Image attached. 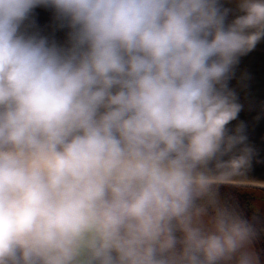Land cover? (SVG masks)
I'll return each mask as SVG.
<instances>
[{"label": "clouds", "instance_id": "obj_1", "mask_svg": "<svg viewBox=\"0 0 264 264\" xmlns=\"http://www.w3.org/2000/svg\"><path fill=\"white\" fill-rule=\"evenodd\" d=\"M36 5L62 40L22 27ZM262 38L264 0H0V264H264L220 194Z\"/></svg>", "mask_w": 264, "mask_h": 264}, {"label": "water", "instance_id": "obj_2", "mask_svg": "<svg viewBox=\"0 0 264 264\" xmlns=\"http://www.w3.org/2000/svg\"><path fill=\"white\" fill-rule=\"evenodd\" d=\"M224 4L234 8L235 0H224ZM22 27L57 40H62L67 31L51 5L34 6ZM228 86L241 105L228 127L243 126L244 144L250 150L238 177L244 183L236 186L264 190V38L238 58Z\"/></svg>", "mask_w": 264, "mask_h": 264}, {"label": "rangeland", "instance_id": "obj_3", "mask_svg": "<svg viewBox=\"0 0 264 264\" xmlns=\"http://www.w3.org/2000/svg\"><path fill=\"white\" fill-rule=\"evenodd\" d=\"M225 187V186H224ZM223 187V188H224ZM226 187H228V188H231V189H234L235 187L237 188V190H238V187H240V186H231V185H226ZM240 188H248V187H240ZM254 189H256V188H254ZM250 190V189H249ZM257 190H260V189H257ZM245 190H242V192H244ZM252 193H250L249 191H248V193H249V195L248 196H250V204H251V212L249 213V215L247 216V217H250V218H252V217H257V218H259V219H261V220H264V192H260V191H252V190H250ZM264 191V190H263ZM251 194V195H250ZM235 197V199H237V200H241L238 196H234ZM263 199V200H262ZM250 214L252 215V216H250ZM245 215H247V213H245ZM257 247H258V249H262V250H264V238H262V239H260L259 241H258V243H257Z\"/></svg>", "mask_w": 264, "mask_h": 264}, {"label": "flooded vegetation", "instance_id": "obj_4", "mask_svg": "<svg viewBox=\"0 0 264 264\" xmlns=\"http://www.w3.org/2000/svg\"><path fill=\"white\" fill-rule=\"evenodd\" d=\"M223 187L224 186H221V188H220V193H221V191H222V189H223ZM226 187V186H225ZM224 187V188H225ZM226 188H228V187H226ZM242 188L240 189H238V191H239V193H237V194H231V195H228L227 194V196L226 195H224V194H221V196H222V198H225V199H227L228 201H230V202H232V203H234V205L238 208V210H240L244 215H245V213H247V215H245L246 217L249 215V213L251 212V204H250V196H248L249 195V193L247 192V194H244V192H242ZM253 191H255V190H253ZM256 191H259V190H256ZM260 192H263V191H260ZM250 193H252V192H250ZM251 195V194H250ZM234 196H238L241 200H237V199H235V197ZM263 200V199H262ZM264 201V200H263ZM242 202H245L244 203V206H242ZM246 206V207H245ZM247 208V209H246ZM250 216H252L251 214H250ZM255 220H256V222L259 224V225H261V226H264V220H261V219H259V218H257V217H255Z\"/></svg>", "mask_w": 264, "mask_h": 264}, {"label": "trees", "instance_id": "obj_5", "mask_svg": "<svg viewBox=\"0 0 264 264\" xmlns=\"http://www.w3.org/2000/svg\"><path fill=\"white\" fill-rule=\"evenodd\" d=\"M240 187H238V189H239ZM241 189V188H240ZM243 190H245V192H244V194H247V192L249 191V192H251L250 190H257V189H254V188H242ZM250 189V190H249ZM259 191H263V190H259ZM264 192V191H263ZM237 193H239V191L237 190V188L235 187L234 189H231V188H223L222 189V191H221V193L220 194H224V195H226L227 196V194L228 195H231V194H237ZM244 203L245 202H242V206H244ZM246 207V206H245ZM247 209V208H246Z\"/></svg>", "mask_w": 264, "mask_h": 264}]
</instances>
